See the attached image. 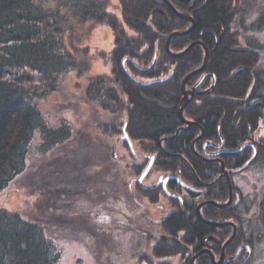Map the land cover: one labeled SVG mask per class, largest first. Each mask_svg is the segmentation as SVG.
Segmentation results:
<instances>
[{"label":"trees","instance_id":"1","mask_svg":"<svg viewBox=\"0 0 264 264\" xmlns=\"http://www.w3.org/2000/svg\"><path fill=\"white\" fill-rule=\"evenodd\" d=\"M167 1L196 22L194 32L170 40L171 53L202 42L179 58L167 53V39L187 31L191 23L179 19L163 0H117L121 19L109 13L111 0H0V264H59V240L65 238L92 239L86 243L97 264L175 259L177 264H191L196 255L194 264H214L211 255L220 257L232 236L231 224L237 234L225 249V257L235 256L245 245L253 249L264 240V196L255 202L256 215L246 216L251 208L233 183L239 174L235 173L230 176L232 204L223 207L230 191L222 171V164L228 173L243 167L255 153L249 167L264 168V52L255 43H246L235 29L261 0H196L194 6ZM255 26L253 31L261 29L260 24ZM98 28L112 31L113 52L93 54L87 47ZM204 46L209 50L206 71L210 75L202 83L203 73L186 83L185 94L193 98L181 119L182 82L203 67ZM98 59L111 66L108 75L92 74ZM130 59L138 60L147 72L136 71ZM71 71L85 81L77 99L117 119L99 126L110 137L104 143L85 137L65 118L58 127L51 125L40 108L41 101L57 92L61 79ZM138 75L149 81L139 80ZM123 130L136 143L135 149L157 155L158 170L194 184L193 204L177 202L173 212L155 223L142 213L141 221L140 210L147 206L138 199L157 205L165 193L162 187L151 191L138 180L134 191L127 183L111 189L118 180L113 174L118 140L128 151L130 163L135 160L122 139ZM259 131L263 134L257 138ZM210 150L222 154V162L206 161L203 151L210 156ZM134 155L142 161L135 166L139 177L148 160L138 152ZM98 197L103 199L101 205L120 203L119 229L112 231V237L122 235L121 261L113 251L116 243L105 250L97 237L95 245L92 231L96 227L74 214L94 205L92 199ZM129 202H135L138 211L125 209ZM200 204L203 220L197 213ZM24 205L29 217L23 214ZM130 222L139 224L137 232L125 229ZM142 222L154 228L148 230ZM155 230L159 235L144 236ZM137 234L139 242L152 243L153 258L143 250L131 254L135 248L131 237ZM246 264H258V260L251 257Z\"/></svg>","mask_w":264,"mask_h":264},{"label":"rangeland","instance_id":"2","mask_svg":"<svg viewBox=\"0 0 264 264\" xmlns=\"http://www.w3.org/2000/svg\"><path fill=\"white\" fill-rule=\"evenodd\" d=\"M261 3L263 4L264 0H261ZM262 4L258 6L255 11L246 15L242 21H238L235 25V29H237L236 31H240L241 36L246 43H255L257 48H259L261 52H264V4ZM109 13L120 19L122 18L117 0H111ZM254 24H256L255 27H258L257 24H260L261 29L258 31H253L251 27H253ZM114 39L115 36L110 29L98 28L94 30L93 35L88 41L87 47L91 49L93 54H96L97 50L100 49L109 51L114 42ZM254 50L257 49L255 48ZM110 69L111 66H107L105 62H103V60L98 59L93 62L91 72L94 75L102 73L108 75ZM84 88V79H77L75 71L68 72V74H66V76L61 79L59 90L42 100L40 103V108L43 114H47L49 116V123L51 125L58 127L59 125H61L63 119L65 118L70 123H72L74 129L79 130L82 135H85V137H91L99 141V143H104V141L109 140L110 137H108V135H104L101 130H99V126L102 124L117 122V119L112 117V114L103 112L101 110L96 111L91 105H87L84 102L79 101L77 98L82 96ZM61 89L63 90V92L60 91ZM68 105L71 108H66V106ZM262 134L263 132L259 131V133H256V137L260 138ZM116 144L117 162L115 161L116 172H114L113 174L114 176L118 177L119 181L116 180L115 185L113 184L111 189H118L119 186L124 185L123 183H127V185H130L131 187L133 186L132 190L134 191V184L140 178V176L138 177L135 174V166L140 165L142 161L136 158L135 160H132L131 164L128 158V151L122 146V140H118ZM136 150L139 154L144 155L145 159L147 158V156H152L150 155L151 153L143 152V150L140 148ZM34 155L38 158V151L34 150ZM128 164L130 165V167L127 166ZM160 172L161 170L157 169V171H154L152 176L146 178L145 182H147L148 184L152 183L159 177L158 173ZM233 183L235 187L241 191L247 204L251 208V212L246 214V216L254 217L257 213L255 202L257 201V199H259L260 196H264V168L261 166L249 167L235 176L233 179ZM108 192H105V194ZM112 197L114 200L118 199L115 196ZM164 199L165 196L160 199V202L163 201V203H165ZM102 201L103 199H99V197L97 199H92V204L94 205L89 208L82 207L74 214L79 217V220L88 222L89 227H96L95 232L92 231L94 233L92 237H96V239L94 240L95 245L98 244L97 237L103 243V249L105 250H109L110 248H112V246H114L113 244L116 243L113 251L118 252L117 256L121 261L123 253V250L121 249V244L123 242L122 235L119 234L118 237H112V231L115 232L119 229L117 221L119 220L121 206L120 203L112 205L107 203V201L103 205H101L100 203ZM138 201L146 204L147 206V208H145L146 210H140L141 221L142 213L143 216L150 220L151 223H155L159 218L169 215L171 213L169 212L170 210H172L173 212V210L175 209V207L170 206L169 204H165L164 208L159 209L161 203L159 205H150L148 203V200L144 198H140L138 199ZM15 202H17V200L13 201V203ZM98 204L100 205L97 206ZM167 206L168 209H166ZM15 209H21V206H17L15 207ZM125 209L131 210L132 212H134L135 210L138 211L137 204L135 202H129L128 204H126ZM28 212L29 208L24 205L23 214L26 217H29ZM112 220H114V223H111ZM137 226H139L137 222H130V225L125 227V229L134 230L137 232V230L135 229V227ZM142 226H144V228L148 230H152V228H154L152 225L143 222ZM153 235L159 234L156 230L155 232L151 231V233H149L148 235L144 232V236L152 237ZM140 239L141 238L138 236V234L137 236L131 237L132 245L135 246V248H133V250L131 251V254H136L143 250L146 255L149 254L150 257L153 258L151 256L152 243L147 240H141L139 242L138 240ZM91 241L92 239L87 238H84L83 240L72 238L60 239L59 245L61 248L59 249L61 250L62 260L59 264H97V257L92 254L89 246L86 243H90ZM261 243H263V247L261 246V249L259 250L260 257L257 258L258 264H264V240ZM139 244H141L142 249L137 250ZM259 251H257V254H259ZM144 264L149 263L145 262ZM154 264H177V260H156Z\"/></svg>","mask_w":264,"mask_h":264},{"label":"flooded vegetation","instance_id":"3","mask_svg":"<svg viewBox=\"0 0 264 264\" xmlns=\"http://www.w3.org/2000/svg\"><path fill=\"white\" fill-rule=\"evenodd\" d=\"M169 2V1H168ZM183 2V1H182ZM191 2V4H192V6H194L195 4H196V0H189L188 2H185V3H190ZM170 3V2H169ZM171 5V4H170ZM172 6V5H171ZM191 6V7H192ZM174 8V7H173ZM171 9V8H170ZM175 9V8H174ZM172 10V9H171ZM176 10V9H175ZM177 11V10H176ZM178 12V11H177ZM179 13V12H178ZM180 14V13H179ZM181 16H183L182 14H180ZM184 17V16H183ZM190 18V17H189ZM179 19H181V18H179ZM192 20H193V18H191ZM182 20H184V21H186L185 19H182ZM187 22H190L191 23V26L189 27V29L188 30H191L192 28H193V26L195 25V28H194V30L192 31V32H194L195 31V29H196V22L193 20V22L192 21H187ZM187 30V31H188ZM186 32V31H185ZM191 32V33H192ZM176 33H178V32H176ZM184 33V32H183ZM174 34V33H173ZM170 37V36H169ZM173 38V37H172ZM171 38V39H172ZM167 40H169V39H167ZM193 44H195V46L196 45H202V42L200 41V40H198V41H195V42H193ZM169 45V44H168ZM167 46V45H166ZM168 48H169V46H168ZM100 49V48H99ZM101 50V49H100ZM115 50V39H114V42H113V44H112V46H111V49L108 51V52H113ZM106 51V50H105ZM166 51H167V48H166ZM169 52H170V54H172V55H180V54H182L183 53V51L182 52H179V53H177V54H173V53H171V51H170V49H169ZM167 53H168V51H167ZM169 54V53H168ZM208 58H209V56H208ZM155 62V61H154ZM208 62V61H207ZM132 67H134V69L136 70V71H143V72H145L146 71V69L143 67V66H140L139 65V61L137 60H133V59H130L129 60V62H128ZM207 65V64H206ZM197 71H199V70H197ZM147 72V71H146ZM173 73H172V77H173V74H174V70L172 71ZM109 73H110V71H109ZM203 73V77H202V79H201V83H202V81H204L209 75H210V73L209 72H207L206 71V67H205V69H204V71L203 72H201V73H199V74H197V75H200V74H202ZM194 76H196V75H194ZM172 77H170V79L172 78ZM193 77V76H192ZM139 80H142L141 79V77L138 75V77H137ZM142 81H144V82H147V81H149L148 79H146V80H142ZM200 83V84H201ZM187 97H188V101H189V103L191 102V100H192V96L191 97H189L188 95H187ZM189 105V104H188ZM185 121V120H184ZM188 123H190L191 124V122H188ZM192 126V125H191ZM124 141V140H123ZM132 141V140H131ZM133 143V142H132ZM135 145H136V143L134 144H132V146L130 147L131 149H132V157L134 158V159H136L138 156L137 155H134V154H137V150L135 149ZM205 148H207V146L205 147ZM205 148H204V151H205ZM196 151V154L199 156V158H201L200 156H202V154L201 153H199V151H197V150H195ZM203 151V153H204V155H206V156H204V157H206L205 158V160L206 161H211V160H215V161H220V162H222L221 161V159L219 158L222 154H220V155H217L216 153H218V151L216 152V150H210L211 151V153H213V155H211L210 154V156H209V154H207L206 152H204ZM220 151V150H219ZM221 151H223V150H221ZM150 155H152V156H147V165H146V168L148 167V165H149V163H150V158H153L154 159V162H153V166H152V168H151V170H150V172H149V174L147 175V177L149 176H152L153 175V173H154V171H157V169H159V167H160V165H159V163H158V160L156 159L157 158V155H155V154H153V153H151ZM149 158V159H148ZM204 160V159H203ZM146 168L144 169V171L146 170ZM143 171V172H144ZM163 170L161 169V172L160 173H158L159 174V177L155 180V181H153L152 183H150V184H148L147 182H145V180H146V178L142 181V183H140L139 182V179H138V183H139V185H142L143 187H147L149 190H154V189H156V188H158V187H162L163 189H164V195H165V203H163V201L162 202H158L157 203V205H159L160 203V207H159V209H162V208H164L165 207V204H169L170 206H172V205H174L175 203H180V205L181 206H189V205H191V204H193L194 202V196H193V194H194V192L196 191L195 190V187L193 186L194 184H192V183H190V182H187V181H184L182 178H181V176H177V175H175V174H166V172H162ZM141 175H142V173H141ZM141 175H140V177H141ZM171 176H175V177H178L182 182H183V184H181V183H178V182H176V181H173V180H167L166 182H164L165 181V179L166 178H168V177H171ZM185 184V185H184ZM208 201H205L204 203H207ZM201 205V204H200ZM199 205V206H200ZM166 209H168V206L166 207ZM169 212H172V210H170ZM168 212V213H169ZM226 223V222H225ZM227 223H230V222H227ZM236 227V226H235ZM233 232V231H232ZM236 234H237V228H236ZM232 235H233V233H232ZM236 236V235H235ZM232 237V236H231ZM263 247V243H259V244H257V245H255L254 246V248L252 249V248H250V246L249 245H245V246H242V247H240L239 249H238V251H237V253H236V255L235 256H233V257H223V260H221V255H222V251H221V255H220V257L218 258V259H215V257H214V262H213V260H212V262L214 263V264H217V263H221V264H246L249 260H250V258L252 257V258H259L260 257V247ZM223 248V247H222ZM227 248V247H226ZM243 248V250L239 253V250L240 249H242ZM225 251V250H224ZM257 251H259V254H257ZM212 256V255H211ZM258 260V259H257Z\"/></svg>","mask_w":264,"mask_h":264},{"label":"water","instance_id":"4","mask_svg":"<svg viewBox=\"0 0 264 264\" xmlns=\"http://www.w3.org/2000/svg\"><path fill=\"white\" fill-rule=\"evenodd\" d=\"M165 3H166V5H168L171 9H172V11L175 13V15L178 17V18H181V19H185L186 21H192L193 22V20L191 19V18H189V17H183V16H181L174 8H173V6H171L170 5V3L167 1V0H163ZM180 1H183V2H188L189 0H180ZM194 23V22H193ZM194 28H195V25L193 26V28L191 29V30H188V31H186V32H184V33H174V34H172L170 37H169V40H168V42H167V46H166V48H167V51H168V53L170 54V52H169V48H168V44H169V42H170V40H171V38L172 37H176V36H184V35H188L189 33H191L193 30H194ZM195 46V44H192L187 50H185L182 54H180V55H173V57H175V58H179V57H181V56H183L184 54H186L187 52H189L190 51V49L192 48V47H194ZM205 47V50H206V56H205V59H204V65H203V67L199 70V71H195V72H193V73H191L190 75H188L185 79H184V81L182 82V87H181V89H182V92H183V94H184V97H185V104H184V106H183V108L180 110V114H179V116L181 117V119H183V112H184V109L188 106V104H189V99H188V97H187V95L185 94V86H186V83L188 82V80L192 77V76H194V75H197V74H199V73H201V72H203L204 71V69H205V67H206V64H207V61H208V56H209V50L206 48V46H204ZM172 55V54H171ZM156 58V57H155ZM126 61L127 60H125V61H123V67L126 69ZM153 64H154V61H153V63L148 67V69L147 70H149V69H151L152 68V66H153ZM127 70V69H126ZM169 80V79H168ZM188 124H190V123H188ZM123 140L131 147L132 146V141H131V139L129 138V136L127 135V133L125 132V130H123ZM255 155H256V153L254 154V156L252 157V159L251 160H249L243 167H241V168H239V169H237V170H235V171H232V172H230V173H228L226 170H225V166H224V164H222V171H223V176L227 179V182H228V184H229V191H230V200H229V202L226 204V205H224L223 207H227V206H229V205H231L232 204V201H233V187H232V182H231V179H230V176L231 175H233V174H235V173H240V172H243L244 170H246L248 167H249V165L251 164V162L253 161V159H254V157H255ZM153 162H154V159L153 158H150V163H149V165H148V167L146 168V170L142 173V175H141V177L139 178V182L140 183H142V181L147 177V175L149 174V172H150V170H151V168H152V166H153ZM167 180H173V181H176V182H178V183H181V184H183V182L178 178V177H175V176H171V177H168V178H166L165 179V181L164 182H166ZM185 185V184H184ZM201 206L202 205H200L198 208H197V213H198V216H199V218L200 219H202V217H201V215H200V208H201ZM203 220V219H202ZM213 226H216V227H224L225 225H227V224H217V223H211ZM231 224V223H230ZM232 226H233V235H232V237L224 244V246H223V248H222V255H221V260H223V257H224V250L226 249V247L234 240V238H235V235H236V227H235V225L234 224H231ZM243 250V248L242 249H240L239 250V253L241 252ZM203 252H206V251H202V253ZM198 255H196L195 256V258L197 257ZM195 258L194 259H192V261H191V264H194V260H195ZM212 260H213V262H214V256H213V254H212ZM217 264H221V263H217Z\"/></svg>","mask_w":264,"mask_h":264}]
</instances>
